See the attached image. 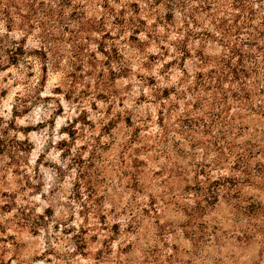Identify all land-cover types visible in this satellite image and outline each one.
<instances>
[{
	"label": "rangeland",
	"instance_id": "374dc122",
	"mask_svg": "<svg viewBox=\"0 0 264 264\" xmlns=\"http://www.w3.org/2000/svg\"><path fill=\"white\" fill-rule=\"evenodd\" d=\"M209 1L0 0V264H264V175L233 158L264 119L223 66L259 51Z\"/></svg>",
	"mask_w": 264,
	"mask_h": 264
},
{
	"label": "trees",
	"instance_id": "16d2710c",
	"mask_svg": "<svg viewBox=\"0 0 264 264\" xmlns=\"http://www.w3.org/2000/svg\"><path fill=\"white\" fill-rule=\"evenodd\" d=\"M167 1L170 3L169 5H175L179 7V9H183L184 5H187V3H184L192 0H181L183 4H179L181 3L180 0ZM253 1H256L255 3L262 2V5L264 4V0H232V5H234V7H239L243 13L245 12V17L243 16V25L239 27L238 30L243 31V29L246 28L249 29V31H243L247 36L243 39L242 44L249 46L253 45V48L259 52L256 56H253L250 51H245L243 48L241 50L236 44H233L232 49L234 54L240 57V66L236 67L230 61L234 57V54H231L230 57H228L227 64L223 66L224 68L227 66L228 70L231 71V79L235 78V80L238 79L239 81L238 89L234 90V99L238 104V107L247 115H251V113L259 114L264 119V99L257 100L258 97L264 95V85L261 84V81L264 80V32L257 29L259 24L256 23L255 20L257 18L256 14L258 12V6L253 5ZM219 4L220 0H211V2H208L209 7H212L213 9L214 7H218ZM262 19L264 21V16H262ZM230 65H232L231 68ZM224 68L222 70H224ZM210 72H215L216 74L215 68L210 70ZM224 75L225 74L222 71L211 77L210 80L214 78L213 87H215V89L223 87ZM210 80H208V82L204 81V85H211L212 82ZM163 90V92H165L166 88H163ZM255 132L257 131L255 130ZM258 133H260L259 138L254 142H248L240 146V148L234 152L233 158L234 162L239 165L241 172L247 171L246 168L249 166L250 159H256L257 168L255 171L257 174L254 175L261 178L264 175V127L259 130ZM214 182L218 185L221 184L218 180H214ZM216 189L217 185H214L209 188L208 193L214 194ZM255 205L259 208L261 202L249 203L247 207L251 208L252 206L255 207ZM246 208L244 210H246Z\"/></svg>",
	"mask_w": 264,
	"mask_h": 264
}]
</instances>
